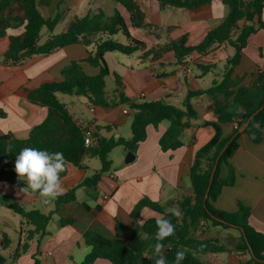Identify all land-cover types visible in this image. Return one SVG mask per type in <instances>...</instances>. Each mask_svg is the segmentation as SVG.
<instances>
[{
	"label": "trees",
	"instance_id": "trees-1",
	"mask_svg": "<svg viewBox=\"0 0 264 264\" xmlns=\"http://www.w3.org/2000/svg\"><path fill=\"white\" fill-rule=\"evenodd\" d=\"M123 6L130 15L134 28L141 29L154 36L159 44L147 49V46L133 39L119 11L112 16L100 10L98 13L89 12L85 17L74 20L65 32L55 35L54 31L62 20L57 14L53 19H46L40 12L41 7H50L52 0H0V37H5L9 29L24 27L19 36L10 37V46L3 55L2 64L6 67H17L29 59L48 56L71 45L94 47L89 56L83 61H73L61 73L59 82L41 85L38 89L28 91L29 103L48 109L46 120L30 131L26 139H18L12 134L0 136V182L9 183L15 188L22 189L24 184L17 179L14 171L15 155L24 147H35L50 152L61 151L67 161L75 167L83 169L87 159H98L101 169L84 180L79 187L71 189L66 195L56 199L55 211L43 214L39 210L26 211L23 206L13 204L11 209L21 215L33 230L29 231L24 243L20 242L13 260L29 250V244L36 236L43 238L54 215H58L61 205L76 202L78 188H96L102 176L111 171L112 162L109 155L115 148L123 147L126 152L136 154L140 143L147 139V128L157 127L162 123L168 124L166 134L160 140L164 152L175 151L184 146L182 135L186 130L195 127L198 113L192 105V99L209 96L215 105L217 122L209 124L215 130L213 138L195 155L190 169L192 196L180 201L170 200L166 203L154 202L150 199L140 201L132 212L136 221L144 209H150L158 215H164L175 224V235L165 239L164 254L168 264H173L177 250H185L186 258L181 264H204L202 256L221 254L231 251L220 240L200 239L198 231L203 225L235 229L240 238L235 243L234 252L249 255V264H264V234L257 231L251 224V210L239 204L238 211L229 213L217 210L213 203L218 199L226 186L234 184L233 175L227 180L219 177L222 165L229 166V160L239 149V138L247 135L250 140L259 144L263 140L264 129V72L252 73L249 76L233 77L234 70L241 63L242 52L249 38L264 28L262 14L264 0H156L161 9H178L193 11L214 1H221L229 9L225 21L216 29L211 30L204 41L197 46L188 45V37L183 36L173 40L169 34L173 28H162L149 23L144 11L136 0H113ZM49 32L48 40L40 45L41 32ZM122 33L129 44L123 45L114 40ZM227 44L234 50L229 56L207 90L188 91L182 107L172 106L165 101L145 102L133 101L124 92L122 79L115 75V90L112 96L106 91V78L110 69L106 63L107 53H120L132 56L141 53L142 61L160 60L166 54H174V65L184 67L191 56H206L218 46ZM83 63L99 68L96 76L88 75ZM217 65L200 66L202 73L217 69ZM248 85H243L246 78ZM58 95H69L85 98L92 106L111 108L126 106L131 114V133L129 140L100 137L93 132L94 145H85L83 128L70 113L66 104ZM261 110L249 123L245 132L240 129L258 110ZM236 124L233 133L225 137L223 125ZM228 145L218 163L214 181L209 190V198L204 205L208 192L211 172L216 159ZM11 147V152L8 148ZM65 173L61 174L63 178ZM178 205L182 215L177 219L166 213L165 209ZM72 219H61V224H72ZM115 239H108L94 231H87L83 240L91 248L82 264H94L97 260H107L111 264H153L148 259L153 253L152 245L157 231L155 218L149 219L142 227L136 228L129 240H124L127 228L120 222L115 225ZM201 245H204L201 249ZM9 241L5 237V249ZM0 264H8V259L0 254ZM38 264V261H36Z\"/></svg>",
	"mask_w": 264,
	"mask_h": 264
},
{
	"label": "crops",
	"instance_id": "crops-1",
	"mask_svg": "<svg viewBox=\"0 0 264 264\" xmlns=\"http://www.w3.org/2000/svg\"><path fill=\"white\" fill-rule=\"evenodd\" d=\"M136 2L149 23L165 29L173 28L169 38L176 40L187 36L191 47L202 43L211 30L225 21L229 12L221 1H214L193 11L163 10L156 0ZM100 10L109 17L119 11L133 39L144 43L147 49L159 44L154 36L134 28L127 10L113 0H52L50 7L40 8L46 19H53L61 14L60 24L69 17L62 32L74 20ZM262 20L264 22V11ZM55 31V35L62 33ZM23 32L24 27L13 28L8 30L5 37H0V136L12 134L18 139H26L31 129L42 124L48 116L47 108L29 103L28 91L38 89L46 83L59 82L66 66L73 61L85 60L89 52L94 51V47L86 48L77 44L48 56L29 59L17 67L4 66L2 58L9 49L10 37L19 36ZM233 54V48L222 44L206 56L193 54L184 67H176L172 52L156 61H142L140 52L132 56L107 53L105 60L110 76L106 81L111 77L115 81L117 74L122 79L125 94L131 100L165 101L181 108L188 91L196 92L211 87L213 79L220 74L227 58ZM210 65H217L218 68L202 73L200 66ZM83 68L90 76H96L100 71L88 63H83ZM256 72H264V28L249 38L233 77L249 76ZM249 82L248 77L243 85H248ZM75 98L72 101L73 110H70L61 97L59 100L67 105L74 119L83 128L91 129L100 137L130 139L131 114L123 113L124 109H128L126 106L100 108L90 105L83 97ZM192 105L199 117L194 122L195 127L183 133V147L164 152L160 140L166 134L168 124L149 126L147 139L139 144L135 161L130 164L123 162L115 171L111 169L102 176L96 188H78L76 202L61 205L58 215L53 216L47 228V235L43 238L36 236L30 242L29 250L15 261L13 257L17 247L20 242H25L27 233L33 229L10 206L17 204L26 211L39 210L43 214H50L55 211L56 200L44 205L37 193L31 190L22 192L9 183L0 182V254L8 259V264H36V261L38 264H82L91 252V248L83 240L87 231L115 239V225L120 222L128 230L123 236L127 241L136 228L142 227L149 219L158 215L150 209H144L135 221L132 212L140 201L147 198L166 203L192 196L190 169L196 153L215 134L214 128L209 124L217 122L215 105L209 96L193 98ZM222 128L224 136L228 137L236 124L223 125ZM127 154L125 152L126 156ZM94 160L96 159H87L83 169L67 164L62 178L64 193L61 196L79 187L84 180L101 169V165L93 163ZM231 175L235 178L234 184L223 188L213 203L214 207L229 213L237 212L239 204L248 207L251 210V224L264 234V129L263 140L259 144L253 143L245 134L239 138V149L229 160V166L222 165L219 173L222 180L229 179ZM61 219H72L74 223L62 225ZM197 236L200 239L220 240L231 249L228 253L202 256L204 264H249V255L233 251L240 238L239 233L217 231L204 224ZM5 237L9 241L6 249ZM94 264L111 263L100 259Z\"/></svg>",
	"mask_w": 264,
	"mask_h": 264
},
{
	"label": "clouds",
	"instance_id": "clouds-1",
	"mask_svg": "<svg viewBox=\"0 0 264 264\" xmlns=\"http://www.w3.org/2000/svg\"><path fill=\"white\" fill-rule=\"evenodd\" d=\"M11 152V147L8 148ZM67 161L63 152L39 149L35 147H24L15 155L14 171L17 179L22 181L24 187L20 190L27 192L31 190L37 193L44 205H49L64 193L61 174L66 171ZM166 213L177 219L182 215L176 206L165 209ZM157 231L152 245L153 253L147 256L153 264H168L164 254L165 239L175 235V224L164 215L155 217ZM205 247L201 245V249ZM186 258L185 250H177L173 264H181Z\"/></svg>",
	"mask_w": 264,
	"mask_h": 264
},
{
	"label": "rangeland",
	"instance_id": "rangeland-1",
	"mask_svg": "<svg viewBox=\"0 0 264 264\" xmlns=\"http://www.w3.org/2000/svg\"><path fill=\"white\" fill-rule=\"evenodd\" d=\"M69 18V17H68ZM68 18L65 19L64 22H62L58 28L56 29L55 33H60L63 31V29L65 28L66 26V23H67V20ZM48 37H49V32L44 29L42 32H41V36H40V42L39 44L42 45L44 44L47 40H48ZM115 41L123 44V45H126L127 44V40L125 38V36L120 33L119 35L115 36L114 38ZM115 90V81H114V78L111 77L109 80L106 81V91L108 93L109 96H112L113 95V92ZM61 97V99L64 100V102L68 105V107L70 108V110H73V106H72V101L73 99H76L75 96H69V95H58V98ZM82 99V98H81ZM74 112V111H73ZM131 122V121H130ZM129 132L131 133V125L129 126ZM132 136V133L131 135ZM131 138V137H129ZM125 149L123 147H118V148H115L112 153L109 155V160L112 162V171H115L116 168H118L123 162H125L126 160V155H125ZM94 164H99L101 165L100 161L98 159L94 160L93 162ZM212 229L214 230H217V231H229L230 233H233V234H236L238 233L237 230L231 228V229H228V230H223L222 228H214L213 226H211Z\"/></svg>",
	"mask_w": 264,
	"mask_h": 264
},
{
	"label": "water",
	"instance_id": "water-1",
	"mask_svg": "<svg viewBox=\"0 0 264 264\" xmlns=\"http://www.w3.org/2000/svg\"><path fill=\"white\" fill-rule=\"evenodd\" d=\"M261 110H263V108H261L260 110H258V111H256L255 113H254V115L249 119V121L244 125V126H242L241 127V129H240V133H243V132H245V130H246V128L248 127V125H249V123H250V121L261 111ZM228 147V145L224 148V150L220 153V155L218 156V158L216 159V162H215V164H214V167H213V169H212V172H211V177H210V182H209V188H208V192L206 193V195H205V198H204V205H205V207H206V203H207V201H208V198H209V190H210V187H211V185H212V183H213V181H214V178H215V174H216V171H217V167H218V163H219V161H220V158H221V156L223 155V153H224V151L226 150V148ZM135 154L134 153H132V152H128V154H127V156H126V160H125V163L126 164H130V163H132V162H134L135 161Z\"/></svg>",
	"mask_w": 264,
	"mask_h": 264
},
{
	"label": "built area",
	"instance_id": "built-area-1",
	"mask_svg": "<svg viewBox=\"0 0 264 264\" xmlns=\"http://www.w3.org/2000/svg\"><path fill=\"white\" fill-rule=\"evenodd\" d=\"M123 113L125 115H129L131 112L128 109H124L123 110ZM92 134H93V131L91 129H87V131L85 133V145L86 146H91V145H94L95 144V141L92 138Z\"/></svg>",
	"mask_w": 264,
	"mask_h": 264
}]
</instances>
